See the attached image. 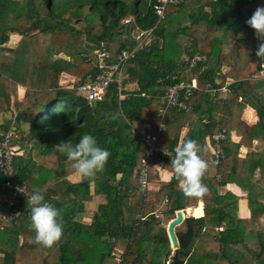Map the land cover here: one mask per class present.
Wrapping results in <instances>:
<instances>
[{
    "label": "trees",
    "instance_id": "trees-1",
    "mask_svg": "<svg viewBox=\"0 0 264 264\" xmlns=\"http://www.w3.org/2000/svg\"><path fill=\"white\" fill-rule=\"evenodd\" d=\"M154 2L0 0V113L11 109L18 85L25 88L15 122L28 128L15 140V176L63 209L64 221L62 240L52 248L32 242L30 217L5 223L0 227V264H264V75L256 76L264 58L255 55L260 41L246 23L264 0H184L168 6L159 22ZM126 17L133 19L123 24ZM135 26L152 28L147 44L125 61L121 81L115 74L95 103L59 84L62 72L79 83L93 80L102 71L97 52L107 43L104 63L116 61L121 49L134 47ZM12 34L20 39L14 47L4 46ZM115 35L134 39L116 42ZM195 55L205 61L190 67ZM223 65L229 66L226 72ZM193 76L198 89L187 101L191 108L165 112L166 132L158 145L174 151L181 129L188 127L185 138L200 144L206 160L205 137L225 128L224 156L203 177L209 191L202 198L186 197L174 175L143 196L137 188L145 153L141 137L158 127L163 92ZM228 80L230 96L225 97L222 87ZM130 82L136 83L134 89H126ZM203 98L225 104L226 125L211 112H198ZM246 106L257 114L253 125L241 119ZM232 131L256 140L258 149L241 156ZM84 134L111 153L94 180L79 176L66 155L55 150L60 142L77 144ZM164 159L159 153L150 157V181L158 179L154 165ZM170 163L163 166L171 169ZM228 184L246 191L249 216H239V197L224 190ZM93 193L102 194L105 202L86 224L76 216ZM199 201L203 215L186 216L175 226L178 247L172 249L158 212L169 220L176 210L201 208L195 207Z\"/></svg>",
    "mask_w": 264,
    "mask_h": 264
},
{
    "label": "built area",
    "instance_id": "built-area-1",
    "mask_svg": "<svg viewBox=\"0 0 264 264\" xmlns=\"http://www.w3.org/2000/svg\"><path fill=\"white\" fill-rule=\"evenodd\" d=\"M184 0H155L152 4L154 13L156 14V22L162 20L165 16L166 8L170 5H179ZM122 23L126 24L131 21V17L122 19ZM152 28L147 30H136L137 43L133 49H121L115 54L116 61L105 65L104 60L107 51L101 48L97 52L98 66L102 69L93 80L84 83H78L74 86L76 94L83 97L89 103L98 100L103 94L107 86L114 80H121V69L125 61L131 57L135 51L142 49L143 45L150 37ZM205 61L203 55H195L189 66L192 67L196 63ZM200 73V70H199ZM175 79V76H171ZM198 89L197 77L193 76L190 81H177L168 87L160 96L162 107L159 109L160 116H162L168 109L175 108L177 110L188 111L191 107L188 104V99ZM15 116L11 117V123L8 127L0 126V227L5 223L15 221L21 217H30V208L27 207V198L33 192L28 187L24 178L16 179L15 176V155L17 149L10 145L12 141L19 138V132L16 128ZM164 131L163 124L160 122L154 134L141 137L145 144L146 150L141 159L137 174V188L141 195L145 196L148 190V173L150 168V157L155 153L162 154L163 158H172L173 152L168 149H159L157 140L159 135ZM226 137L225 128H222L216 134L210 137L209 148L210 156L206 159L209 167H216L223 158V146L221 141ZM51 204L49 199H45ZM183 210V209H181ZM186 213V212H185Z\"/></svg>",
    "mask_w": 264,
    "mask_h": 264
},
{
    "label": "clouds",
    "instance_id": "clouds-1",
    "mask_svg": "<svg viewBox=\"0 0 264 264\" xmlns=\"http://www.w3.org/2000/svg\"><path fill=\"white\" fill-rule=\"evenodd\" d=\"M246 23L255 30L260 41L255 55L259 59L264 58V6L257 7ZM55 150L66 155L71 162V168L88 180L96 178L111 155L108 150L98 145L96 138L91 134H84L75 145L70 140L60 142L55 146ZM174 151L175 158L171 159V169L183 194L189 198H202L209 191L203 183L209 165L200 154V144L192 138H185ZM27 207L31 213L29 227L35 233L32 242L45 248L57 245L64 234L63 209L47 202L38 187L28 196Z\"/></svg>",
    "mask_w": 264,
    "mask_h": 264
},
{
    "label": "crops",
    "instance_id": "crops-1",
    "mask_svg": "<svg viewBox=\"0 0 264 264\" xmlns=\"http://www.w3.org/2000/svg\"><path fill=\"white\" fill-rule=\"evenodd\" d=\"M206 10H209V8H206ZM131 19H133V18L131 17ZM137 29L142 30V29H140V28L135 26L134 30L136 31ZM134 38H133V35H130V36H123L122 35V39H129V40L132 41ZM19 39H20V36L18 34H12V35H10L9 40L7 41V43L4 44V46H6V47H14ZM134 40H135V45H136L137 39L135 38ZM148 40H147V42H148ZM147 42L143 46H145L147 44ZM135 45H134V47H135ZM111 46L113 48L115 45L113 44ZM101 48L107 49V47H105V46L101 47ZM97 62H98V60H97ZM223 67H225V68H223ZM223 67H222V71L223 72H226L229 69L228 65H224ZM78 83L79 82L75 80L74 76H72V75H70L68 73H65V72H62L60 74L59 84L62 87L73 88ZM228 83H230V80H228L226 82V84L222 87V90L225 92V97H229L230 96L229 95L230 92H229V89L227 87ZM135 86H136L135 82H130L125 87H126V89L130 90V89H134ZM24 93H25V88L23 86H21V85H18L16 94H14L11 97V109L9 111L4 112V113H0V126L8 127L10 125V123H11L10 117H12V116H15V120H16V114H17V112L19 110L18 102L21 100V98L23 97ZM160 108L161 107H158V111H159ZM198 112L200 114L202 113V115L205 112H211L213 118L215 120H219L221 125H226L227 122H228V110H227V107L225 106V104H223V103H211V102H208L207 99L203 98V99L200 100V103L198 105ZM164 114L162 116H160V114H159L156 117L157 119H159L158 125H159L160 122L163 124L162 119L164 117ZM241 119L245 123H247L248 125H253V124L256 123L258 117H257V114H256L255 110L252 107L246 106L244 108V110L242 111V113H241ZM197 124L200 125V122L197 121ZM16 126L18 127V132L20 130L21 131H23V130L26 131L27 128H28L27 124L21 123V122H17ZM163 127H164V124H163ZM188 130H189L188 127H183L181 129L180 134H179L180 137H179L177 146H179V145H181L183 143V139L185 138V134H186V132ZM155 132L149 133L147 135L154 134ZM165 132L166 131H165V128H164V131H163V133L161 135H159L156 144H157L158 148L161 149V150H163V149L171 150L167 146L160 147L158 145L160 137L164 136ZM245 137H246L245 135H243V134L239 135V134H237L234 131H232L231 134H230V138H231V140L233 142L240 143L239 152H240L241 156H243L247 152L255 151L259 147V144H258V142L256 140H250V141L249 140H245L244 139ZM209 142H210V137L206 136L205 137V144H206V147H207V149L209 151L208 157L210 156ZM145 150H146V147H145ZM171 151L173 152V155H174V151L173 150H171ZM168 160L170 161V158L164 159V161H166V162L160 161V162H158V163H156L154 165V173L157 175L158 179L155 180V181L154 180L153 181L149 180L148 190L149 189H157L159 187V182L160 181L167 182L173 176L172 170L170 168H167V167L163 166V163H167ZM224 190H229V191L233 192L234 194L238 195V197H239V199H238V214H239V216L240 217L249 216V212L250 211H249L248 201L246 199V191H243V190L239 189L235 184H228ZM241 195L245 196L244 199H242ZM49 200L51 201V198ZM104 202H105V199H104V196L102 194H95V193L91 194V197L89 199L83 201V210L79 214H77L76 219L81 221V222H83V223L89 224L91 222L93 213L96 211L98 205L102 204ZM241 202L244 203V207H245L243 213L240 210L241 209ZM198 205L201 206V215H199V216L193 215V212L191 210H193L194 207H187V208L183 209L184 217H186V216H193V217L202 216L203 215L202 202L199 201L195 207H197ZM162 206H163V204L160 206V208ZM188 210H190L191 213Z\"/></svg>",
    "mask_w": 264,
    "mask_h": 264
},
{
    "label": "water",
    "instance_id": "water-1",
    "mask_svg": "<svg viewBox=\"0 0 264 264\" xmlns=\"http://www.w3.org/2000/svg\"><path fill=\"white\" fill-rule=\"evenodd\" d=\"M107 47V43L104 44ZM96 101H94L95 103ZM184 212L183 210L179 209L175 211V215L173 218H170L166 225V233L170 242V246L172 249L178 247V240L175 233V226L179 225L184 219Z\"/></svg>",
    "mask_w": 264,
    "mask_h": 264
},
{
    "label": "rangeland",
    "instance_id": "rangeland-1",
    "mask_svg": "<svg viewBox=\"0 0 264 264\" xmlns=\"http://www.w3.org/2000/svg\"><path fill=\"white\" fill-rule=\"evenodd\" d=\"M114 38H115V41L118 42V41H120V38H122V35H117V36L115 35ZM223 68H225V67H223ZM228 68H229V66H228ZM261 75H264V65H262V70L259 71L258 73H256V76H261ZM10 146L12 148H15V149H18V147H19L18 143H16L15 141H12V144ZM241 197H242V199H244L245 196L241 195ZM244 208L245 207H243V210L240 209L242 213L244 212ZM188 211L190 212V210H188ZM192 212H193V215L199 216V215H201V208L199 207V208L193 209ZM158 214H159L158 216L160 218V221L162 222V225H166L167 224L166 222L168 221V219L166 218V216H164L163 214H161L159 212H158Z\"/></svg>",
    "mask_w": 264,
    "mask_h": 264
}]
</instances>
